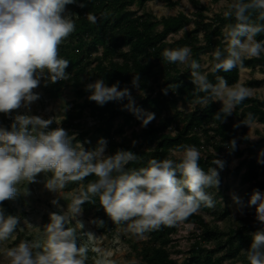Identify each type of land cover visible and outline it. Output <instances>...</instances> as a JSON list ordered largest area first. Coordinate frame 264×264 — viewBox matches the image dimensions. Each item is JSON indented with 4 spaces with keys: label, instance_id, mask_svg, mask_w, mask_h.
I'll return each instance as SVG.
<instances>
[{
    "label": "clouds",
    "instance_id": "9594fccd",
    "mask_svg": "<svg viewBox=\"0 0 264 264\" xmlns=\"http://www.w3.org/2000/svg\"><path fill=\"white\" fill-rule=\"evenodd\" d=\"M76 3L77 0H0V113L9 115L21 108L30 111L31 104L40 98L34 89L42 78L53 84L68 79L66 69L70 62L60 56L59 46L75 31L73 13L66 6ZM86 17L93 24L97 22L95 14L86 13ZM223 17L229 21L223 29L225 47L216 48L211 54L210 71L216 77L215 83L209 80L208 72L200 70L199 62L192 59L189 47L165 48L161 53L168 63L191 69L194 105L208 107L213 102L221 103L213 117L218 121L231 115L252 95L251 89L242 83L229 85L217 73L229 72L243 66L245 59L264 55V39H257L264 34V0H229ZM131 83L139 87L138 73L133 74ZM177 87L172 86L174 90ZM85 91L90 93L88 99L100 106L127 99L123 109L136 115L142 127L155 118L154 113L135 106L130 90L127 87L121 90L119 81L108 86L103 79H97L87 84ZM163 91L167 94V90ZM53 122L36 115L17 114L10 129L0 127V202L14 198L19 192L29 194L26 186L37 182L41 173H51L44 186L52 193H62L69 184L80 185L71 193L66 210L49 214L50 222L43 228L42 240H21L3 249L8 264H87L89 248L78 244L76 228L67 226L75 221L83 227L77 218L86 202L94 204L98 200L115 225L125 226L139 238L162 227H187L186 221L201 207L215 206V197L208 189L218 190L219 171L213 167L205 171L200 166L201 151L195 145H180L169 157L152 158L146 166L129 167L139 163L141 156L124 149L106 154L104 138L98 140L94 149H85L64 128H50ZM250 122L246 118L243 123ZM229 146L234 150L235 140ZM212 163L220 169L224 166L219 159ZM89 176L95 179L85 185ZM21 184L22 191L18 187ZM232 199L237 205L242 203L236 195ZM51 203L59 207L56 199ZM247 204L255 206V219L264 226V193L254 189ZM19 222L18 216H5L0 210V242L13 236ZM94 223L103 226L102 220ZM87 235L95 238L91 232ZM251 237L249 249L243 251L246 260L248 264H264V227ZM92 250L101 253L99 248ZM104 256L96 259L95 264H113Z\"/></svg>",
    "mask_w": 264,
    "mask_h": 264
},
{
    "label": "trees",
    "instance_id": "16d2710c",
    "mask_svg": "<svg viewBox=\"0 0 264 264\" xmlns=\"http://www.w3.org/2000/svg\"><path fill=\"white\" fill-rule=\"evenodd\" d=\"M147 1L149 0H77L76 4L67 5L74 9L76 28L59 46V54L70 62L66 72L75 89V101L82 98V102H76L60 127L70 135L73 130L71 127L80 126L77 119L84 114V108L89 107L90 114L98 116L99 122L91 130H81L75 136L76 141H81L85 149H94L99 138H104L107 141L106 154H114L118 149L132 151L141 156V160L129 167H141L146 166L152 158L171 156L172 151L180 145H195L201 151L200 166L205 171L209 167L217 168L221 181L222 169L225 168L227 172L240 175L242 182H248L264 193V165L258 162L257 152L260 142L249 138L247 132L250 123H243L246 118H250L251 122L258 120L264 123V98L251 95L231 115L220 121L213 118L222 106L220 102H213L208 107L194 105L191 110L182 112L178 109V104L192 103L193 100L191 69L188 66L181 69L178 64L168 63L161 55L165 48L174 49L182 44H189L192 59L197 61L203 52L215 47L223 49L222 25L229 21L216 14L211 22H205L208 16L202 11L206 7L201 6L198 14L200 18L195 20L197 26L186 32L183 38L176 41L178 45L173 46L169 43L168 36L178 33L191 18L180 12L158 19L149 11L137 13L136 9L131 8L133 3L138 8H143ZM79 3H84L85 7H79ZM86 13L95 14L97 22L91 23ZM159 23L162 24L161 29L156 27ZM200 30L204 32V42L198 36ZM257 39H264V34ZM100 44L103 48L101 53ZM93 62L96 80L103 79L108 86L119 81V88L122 90L127 87L134 100L138 96L133 92L131 82L133 74H139V87L149 89V93L140 97L135 106L143 112L155 114V118L146 127L133 128L127 135V126L133 121L138 122L136 115L118 106L117 101L100 106L88 99L90 93L85 91L87 83H82L81 77ZM255 65H259L264 71V55L260 58H248L243 62V66ZM208 73L209 80L215 83V75L211 71ZM217 75L225 78L229 85L237 83L240 79V67L229 72L221 71ZM66 81L50 83L49 89L57 94V87ZM263 82L264 78L254 79L246 81L245 85L254 86ZM152 83L158 85V89ZM174 85H178L175 90L172 88ZM163 90H167V94ZM125 101L128 103L127 99ZM119 115H123L124 120L115 126V119ZM172 126L177 130L175 134L168 132ZM237 135L239 140L247 143L244 149L238 146L239 140L235 138ZM232 140L236 142L234 150L229 146ZM231 154L243 156L233 168L228 167V156ZM214 159L223 161L222 169L212 163ZM92 179L95 177H87L84 184ZM0 206L11 212L15 209L12 199L0 202ZM82 206L86 212L92 213L95 220L103 221V226H98L100 231L112 232L114 223L98 200L94 204L86 202ZM203 208L205 207H201ZM188 221L196 222L202 227L201 235L192 244L188 257L178 262L171 256L169 244L172 234L177 231L176 226L151 231L152 242L140 250L142 260L146 264H223L224 260L232 259L231 264H248L243 252L244 248L249 249L252 242L248 223L231 227L225 232L219 225L207 223L199 213L193 214ZM212 240L215 241L212 248L203 244Z\"/></svg>",
    "mask_w": 264,
    "mask_h": 264
},
{
    "label": "rangeland",
    "instance_id": "374dc122",
    "mask_svg": "<svg viewBox=\"0 0 264 264\" xmlns=\"http://www.w3.org/2000/svg\"><path fill=\"white\" fill-rule=\"evenodd\" d=\"M229 0H149L146 2L143 8H138L136 3L131 5L132 9H136L137 13H142L143 10L151 12L156 18L160 19L163 16H171L178 14L180 12L186 13L191 21L186 24L178 33H171L168 36V41L173 46L178 45L177 40L183 38L185 33L195 28L197 24L196 19H199V12L201 11V6H205L202 12L206 17L205 22L209 23L210 20L215 17L216 14L223 16V11L226 8ZM67 10L73 13L74 9L71 6H66ZM227 23L222 25V30ZM157 29L162 28V24L159 23ZM199 38L201 42L204 38L203 30L199 31ZM223 42H224V35ZM187 46L190 48L189 44H182L180 47ZM225 47V42H224ZM219 47H215L211 50L203 52L200 54L197 60L200 64V70L202 72H208L211 69V54ZM103 50L100 44L99 53ZM95 62L91 63L87 67L86 73L81 77L82 83H92L94 82L95 76L93 68ZM181 69H184L186 65L178 64ZM250 78L260 79L264 78V71L260 67L248 68L240 66V79L239 83H242L245 87L251 89L252 96H258L264 98V82L260 85L246 86V81ZM155 89H158V85L152 83ZM50 83H47L44 78L41 79L40 85L34 89L40 96V98L31 104L30 111L24 108L14 110L9 115L0 113V127L9 128L13 123L14 117L17 114H29L40 116L44 119H53V123L50 125L51 128L60 127V125L65 120L68 112L73 108L76 102H82V98L77 101L75 89L68 78L67 81L57 87V94L49 89ZM135 94L137 98L134 100L135 103L142 96L149 93V89L134 87ZM126 103L125 99L122 101H117V105L123 107ZM194 108V104L191 102L178 104V109L182 112H186ZM89 107L84 108V114L77 119L80 126H73L70 135H77L81 130H91L99 122V117L90 114ZM124 120L123 115H119L115 119V126L121 124ZM133 128L140 129L141 121H133L132 124L127 126L126 134L129 135ZM175 126L168 129V132L175 134ZM249 138L254 141H259V146L257 147L258 157L261 163L264 165V155H261L262 150H264V123L258 120L250 122L248 132ZM118 138V137H117ZM239 140V135L235 137ZM100 139V138H99ZM81 142V141H79ZM246 142L239 140L238 146L241 149L246 147ZM107 153V150H106ZM243 157V156H242ZM242 157H238L235 154L228 156V167L233 168L238 165ZM245 168L242 169L244 171ZM222 178L215 192V189H208V191L215 197V206L213 208H203L197 213L201 214L205 221L209 224H217L225 232L231 227H237L248 223L251 227V232L259 230L262 226L255 219V206L249 207L247 202L256 186L246 182L241 181L240 175L227 172L225 168L222 169ZM51 173H41L37 175L35 183H30L26 187L28 189L27 195L23 192H19L14 198H12L13 206L15 209L13 211H8L0 206L5 216L12 215L18 216L20 218L19 226L14 232L13 236L5 242H0V264H8V261L3 255V249L10 248L17 245L21 240H42L43 228L46 224L50 222V213H61L63 210L67 209V204L71 200V193L76 191L80 185L79 184H69L62 193H52L48 191L44 182ZM21 191L24 185L18 186ZM236 195L240 198L241 204L237 205L234 203L232 196ZM56 199L58 201L59 207L53 205L51 201ZM83 208V206H82ZM79 219L83 227H80L75 221L70 222L67 226L75 227L78 234V244L87 245L89 248L88 261L87 264H95L96 259L101 258L103 254L105 259L112 261L113 264H146L140 254V250L152 242L151 233L148 232L143 238H139L129 231L123 225H115L111 233H104L99 230L96 223H94L95 218L92 213L86 212L83 208L82 215ZM27 221V222H25ZM186 225L177 226V231L172 234V239L169 244V249L172 258L176 259L178 262H182L189 255V250L195 240L201 235L202 227L192 221H186ZM22 229V230H21ZM88 232L94 234L95 238L90 239L87 235ZM203 244L207 247H214L215 241H206ZM135 246V247H134ZM99 248L101 253L98 254L92 249ZM247 250L244 248L243 251ZM240 261V259L238 260ZM232 259L224 260L223 264H231Z\"/></svg>",
    "mask_w": 264,
    "mask_h": 264
},
{
    "label": "crops",
    "instance_id": "0c3cea01",
    "mask_svg": "<svg viewBox=\"0 0 264 264\" xmlns=\"http://www.w3.org/2000/svg\"><path fill=\"white\" fill-rule=\"evenodd\" d=\"M244 67H248V68H254V67H260L259 65H255V66H244ZM262 70V69H261ZM263 71V70H262ZM262 79V78H260ZM249 80H254L253 78H250ZM256 86V85H255Z\"/></svg>",
    "mask_w": 264,
    "mask_h": 264
}]
</instances>
